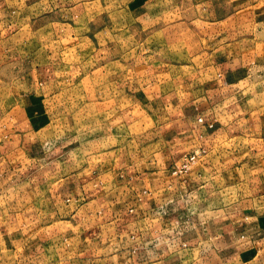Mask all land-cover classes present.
I'll list each match as a JSON object with an SVG mask.
<instances>
[{"label":"crops","instance_id":"1","mask_svg":"<svg viewBox=\"0 0 264 264\" xmlns=\"http://www.w3.org/2000/svg\"><path fill=\"white\" fill-rule=\"evenodd\" d=\"M189 1L191 50L168 41L173 0H0V264H264V0ZM136 5L164 40L116 33L72 80L113 86L128 134L62 135V56L107 50L128 17L136 36Z\"/></svg>","mask_w":264,"mask_h":264},{"label":"rangeland","instance_id":"2","mask_svg":"<svg viewBox=\"0 0 264 264\" xmlns=\"http://www.w3.org/2000/svg\"><path fill=\"white\" fill-rule=\"evenodd\" d=\"M197 8V4H193L189 0H173V33L172 36H169L168 40L170 44L180 45L186 48L188 47L189 50L196 46L197 41L193 32L196 28V24L190 18L197 16ZM115 9L116 6L115 8L110 9V11ZM151 9L152 6L136 5V36L130 37V34L132 35L133 33L132 25L135 21L133 20V22L132 19L128 17L125 25L110 30L115 37L109 38V47L118 43L116 40V33L121 34L120 38L121 40H124L125 44H130L129 40H132L131 45H133L134 40L136 52L140 47L151 46L154 42L159 41L160 39L163 41V36L155 37L151 34L154 32L148 22L150 19L148 17V12H151ZM110 20H112L111 16L109 17L108 23V26L111 28L113 23ZM99 24L104 26L105 21L102 23L99 21ZM159 24L160 22H157V26H159ZM109 47L107 50L102 49L103 52H100V50L97 52V47L92 44L90 47H85L82 50L78 59H70L68 56L70 54H64L62 56L65 57L62 64L67 65V67H63L62 72V75L65 77L63 78L65 83L63 87L68 89V93H70V100L61 103V121L66 132L62 135L69 134V130H72L69 126V123H71L73 126L76 125V128L78 129L79 126L84 129L85 125L88 128H92V131H90L89 134L90 136H95L99 133L96 129H100L102 124L101 119L108 120V131L110 136L119 137L128 134L127 129H124V131L122 127L119 126L118 122V112L125 104H127V102L122 99L117 101V92L116 90H113V86L110 85L109 88H107L100 85L91 86L82 84L81 86H75L72 84L73 79L78 81L82 77H90L91 75H94V68L100 66L101 62L113 60L119 47L116 46L115 49L114 46ZM90 59L93 60L92 66L90 67V65H88V67L85 68V62L91 64ZM105 91L108 92V101L101 103L100 101L105 94ZM186 154H189V152L184 153L175 164L179 163ZM206 154H208V151ZM204 158L201 157V160H199L202 161Z\"/></svg>","mask_w":264,"mask_h":264},{"label":"built area","instance_id":"3","mask_svg":"<svg viewBox=\"0 0 264 264\" xmlns=\"http://www.w3.org/2000/svg\"><path fill=\"white\" fill-rule=\"evenodd\" d=\"M203 121V119H200ZM207 151L204 148H198L193 152L186 154L183 156L181 161L176 164V168L174 169V173H186L191 170V168L199 161L201 157L206 155Z\"/></svg>","mask_w":264,"mask_h":264}]
</instances>
